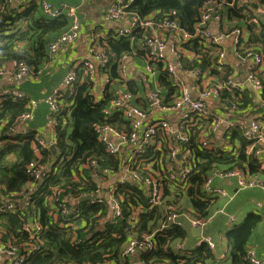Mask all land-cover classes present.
I'll return each mask as SVG.
<instances>
[{"label": "trees", "instance_id": "16d2710c", "mask_svg": "<svg viewBox=\"0 0 264 264\" xmlns=\"http://www.w3.org/2000/svg\"><path fill=\"white\" fill-rule=\"evenodd\" d=\"M207 1L131 0L125 11L128 20L136 15L141 20L150 19L155 24L169 17L178 23L183 32L191 35ZM212 1L219 5L217 13L220 26L225 24L228 30H247L248 41L240 53L251 49L264 54V24L260 22L258 29L256 25L248 24L253 10L249 9V14L243 15L241 10L229 6L232 0ZM258 5L264 6V0ZM0 20V67L7 60H14L15 67L19 64L26 65L30 71L29 78L32 79L38 72H43L49 61V44L70 27V20L65 16L55 20L46 18L37 0L29 1L21 9L12 8L6 0H0ZM149 36V30L136 27L124 37L115 33L96 39L97 46L104 50L107 60L103 67L93 64V68L95 74L101 79L107 78V82L103 91L95 95L93 83L87 79V61L76 65V79L57 99V111L51 115L55 122L56 154L49 148H39L38 155L36 154L37 147L31 136L35 133L33 130L30 136L19 138L16 145L8 144L0 152V202L3 197L5 200L19 202L22 207L13 215L0 213L3 239L9 238L16 242L27 239L28 235L22 227L29 225L31 217L36 218L42 227L39 237L43 245L25 264H133L130 258L122 256L125 248L131 239L140 242L147 236H151L153 246L150 250L141 252V264H214V254L207 244L201 243L191 250L184 249V241L189 236L186 228L159 230L167 213L166 207L171 205L178 212L189 211L195 218L206 221L213 215L215 197L206 196L202 186L211 171L239 169L250 176H264V171L259 169L257 157L247 154L249 142L239 129H233L224 135L226 147L231 151L217 147L210 150L201 148V132L195 130L189 132L188 142L178 143L180 148L185 147L191 151L195 161L185 191H174V184L160 179V203L149 208L141 186L131 182L115 184L114 197L120 201L123 216L113 225L107 221L108 205L79 203L82 195L95 194L97 191L106 193L110 177L119 170V159L110 156L97 139L98 129L103 125L124 132L131 130L120 110H111L110 117H103V110L110 107L113 93L127 92L134 97L143 95L147 92L144 83L152 80L143 70L137 77L122 79L119 75L121 58L131 56L134 63L143 69L150 65L166 99L179 95L166 71V61H147L150 47L145 41ZM20 46L26 47L20 49ZM181 48L194 55L191 60H181L184 70L198 68L202 73L208 72L222 81L230 74L231 67H225L222 71L213 68L216 45L203 39H190ZM220 98H228L237 106L238 111L254 108L251 91L247 88L241 93L222 91ZM29 100L31 99L12 101L9 95L0 98L1 141L7 140L6 132L14 125L18 116L26 111L25 106ZM132 103L142 110L147 109V105L139 99H133ZM207 125L204 126L205 132H209ZM158 135L163 154H166L167 144L173 142V138L167 141L168 138L163 133L161 135L159 132ZM174 144L173 142L172 145ZM91 162H94V168L84 169V165ZM35 169L40 172L41 180L32 179ZM157 173L161 174L160 171ZM94 174L98 176L97 179L93 177ZM29 190H32L30 195H26ZM55 198L71 209L82 210L81 216L73 220V228L59 226V222L51 216V211L56 209L53 202ZM138 207L142 210L133 219L131 213ZM130 217L134 220L133 223L130 222ZM259 222L260 216L252 215L243 225L227 232L226 238L231 245L228 257L230 264H248L245 259L246 244ZM72 239L76 242L73 243ZM178 244L183 246L182 251H177Z\"/></svg>", "mask_w": 264, "mask_h": 264}, {"label": "built area", "instance_id": "2783aa9c", "mask_svg": "<svg viewBox=\"0 0 264 264\" xmlns=\"http://www.w3.org/2000/svg\"><path fill=\"white\" fill-rule=\"evenodd\" d=\"M13 1L6 0L8 4H11ZM130 1L115 0L108 5L104 12L105 20L116 23L129 22L130 26L128 28L120 29L116 33L120 37L129 35L136 27L150 31V36L145 41V44L150 47L147 61H166V71L179 95L166 99L155 78V72L150 65H146L143 71L152 79L149 83H144L147 92L136 97L127 92H114L113 99L110 101V107L103 110L104 118L110 117L111 110H120L124 119L128 121L131 130L129 132L119 131L108 125L99 127L97 139L110 156L119 159V170L110 177L106 193L97 191L95 194L82 195L80 199L91 197V200L86 203L108 205L109 215L107 221L112 225L117 222L119 217L123 216L120 201L114 197L115 184L119 185L120 183V185H124L125 182H131L134 185L141 186L149 208L155 207L160 203L162 196L160 186L158 185L160 179L174 184V191L181 192L186 190L188 186L187 179L193 173L195 161L193 160L191 151L185 147L184 149L180 148L178 143L184 144L188 142V135L191 131L199 130L201 132L199 136L201 148L210 150L215 147L209 139L211 134L221 128L226 133L236 128L239 129L242 132V136L249 142L247 154H253L257 157L259 169L264 171V116L261 119L253 118L248 123V126L243 128L236 122L226 120L212 106L207 104L208 101H212L214 105L227 108L232 112L238 111L237 106L228 98H220L222 91L229 93L235 91L241 93L243 91L244 85L236 80L235 69L231 68L230 74L222 81L217 78L215 79L208 72L202 73L198 68L184 70V65L181 62L183 58L191 60L194 57L192 52L182 49L181 45L190 39H203L208 43L216 45V60L213 68L217 71H222L225 67H231L226 59L227 51L223 45V42L231 40V53L243 68L244 82L249 86L252 98L258 99L259 97L262 99L264 93V54L260 52L256 53L251 49L240 53L241 48L248 41L249 34L247 30L244 28L228 30L224 25L220 26V18L217 13L219 5L212 0H208L202 7L201 16L191 35L183 32L179 28L178 23L175 20L169 19V17L161 19L156 24L150 19L141 20L136 15H133L128 20L125 8ZM260 1L232 0L229 6L241 10L243 15H248L249 9H252L253 15L249 17L248 24L256 25L258 29L260 19L264 18V6L258 5ZM37 3L46 18L55 20L61 16H65L70 20L69 29L56 39H53L49 44L48 54L51 57L62 46L71 45L78 40L81 21L74 7L67 5L56 7L47 0H37ZM1 11H3V7H1ZM158 30H162L171 41L160 36L157 32ZM96 39H98V36H90L89 58L84 60L87 61V79L93 83L92 90L97 85L93 64L103 67L107 60L104 50L97 46ZM131 64H133L131 56L121 58L119 75L122 79L126 80L130 78L129 66ZM76 65L69 69L63 81L43 100L49 109L46 118V125L49 131L48 136L37 132L33 135L30 134L32 131L28 125L33 120L38 101L29 100L25 106L26 111L18 116L14 125L6 132L7 140H0V152L8 144L16 145L19 138H25L30 135L33 137V142L37 147L35 151L37 155L39 148H50L51 145L56 147L55 122L51 115L57 111V99L61 97L64 91L71 87L76 79L74 71ZM40 74L41 72H38L34 77L36 78ZM185 75L196 77L200 85V92L197 98L192 96V93H190L188 86L184 82L182 77ZM29 76L30 71L24 64L17 65L13 70L0 67V79L2 80H11V82L18 83ZM102 80L104 82L100 86H97L99 87V93L103 91L107 78L102 77ZM9 96L12 101L26 98L20 91L11 92ZM133 99H139L142 103H145L147 109L142 110L134 106L132 103ZM169 116L176 117V122H169L167 120ZM205 124H208L209 132H205ZM159 132L168 138L167 141L173 138V142L175 143L174 145H172L173 142L167 144L166 154H163L164 150L162 142L159 139ZM225 149L231 151L230 148L226 147ZM89 167L94 168V162L84 165V169ZM157 171H160L162 175L157 173ZM31 177L34 180H41L40 172L37 169L33 171ZM93 177L95 179L98 178L95 174ZM225 180H234L237 191L246 188L264 189V182L260 177L250 176L242 170L234 169L227 172L211 171L205 178L202 186L204 194L208 197H229L223 187L215 185L216 181ZM101 185H103L102 182ZM104 189H106L105 186ZM1 191L2 188L0 186V195ZM31 191L29 190L25 194L30 195ZM1 199L0 213L13 215L22 208L19 202L5 200L3 197ZM58 200V198L53 199L56 209L51 211V216L59 222V226L73 228V220L81 216L82 210L71 209L66 203L58 202ZM141 210L142 208L140 207L135 209L131 213V217L134 219L136 214L141 212ZM166 212L164 220L159 227L161 231L167 228L179 229L185 225L203 229L212 218L211 216L206 221H203L195 218L189 211L178 212L171 205L166 207ZM220 212L216 211V213ZM131 217L130 222L133 223L134 220ZM232 221L234 219L230 217L229 222ZM22 230L27 233L28 237L20 242L9 238L3 239V232L0 231V264H25L32 256L39 252L43 245L39 237L42 227L36 218L31 217L29 225H24ZM72 242H76L75 239H72ZM201 242L207 244L210 249L214 247L209 238H204ZM152 246L151 236L145 237L140 242L131 239L122 256L130 259L133 257L139 258L141 252L150 250ZM182 250L183 246L178 244L177 251ZM245 259L248 264H264V253L258 257L254 250L248 249Z\"/></svg>", "mask_w": 264, "mask_h": 264}, {"label": "crops", "instance_id": "0c3cea01", "mask_svg": "<svg viewBox=\"0 0 264 264\" xmlns=\"http://www.w3.org/2000/svg\"><path fill=\"white\" fill-rule=\"evenodd\" d=\"M31 0H14L10 6L12 8H22ZM52 5L60 7L67 5L76 8L78 17L81 21L80 36L78 40L71 45L62 46L57 53L49 58L43 72L36 78H25L18 83L11 82V80L0 79V98L8 96L9 93L20 91L26 98L38 101V106L34 112L32 122L28 125L29 128L44 136H48V129L46 125V118L48 115V108L43 100L49 95L64 79L69 69L89 58V41L91 35H96L99 38H105L109 34H115L120 29L128 28L129 22L116 23L107 21L104 18V12L108 5L115 0H47ZM227 28V26L224 24ZM228 29V28H227ZM158 34L166 40L171 39L162 31L158 30ZM227 51L226 59L231 68L236 71V80L244 85V88L250 89L244 82L243 68L238 64L237 60L232 55L231 40L223 42ZM26 47V46H24ZM24 47L20 46V49ZM129 66V77H137L141 74L143 68L138 67L134 61ZM3 68L13 70L15 67L14 60H7L2 64ZM182 76V75H180ZM184 82L189 88L190 93L194 98H197L200 92V85L193 75H185L182 77ZM96 87L100 86L104 81L95 75ZM96 87L93 90L95 95ZM254 108L251 110H240L232 112L227 108L214 105L212 101L207 104L212 106L221 116L226 120L236 122L241 127L246 128L248 123L253 118L261 119L264 116V98L253 99ZM171 123L176 122V117H167ZM28 128V127H27ZM226 132L221 128L215 133L210 135L212 144L217 148H226V141L224 135ZM237 146V145H236ZM264 182V176H261ZM215 185L223 187L229 197H215L213 201V215L207 225L201 229V236L198 238L197 233L189 225L184 228L189 233V236L184 241V249L191 250L197 248L204 238H209L214 247L211 249L215 260L214 264H230L228 257L230 256L231 245L226 238L227 232L235 227H239L245 223L249 216H260V222L252 231L248 238L246 249H252L256 255L262 256L264 253V189L261 188H246L237 191L236 183L234 180L216 181ZM216 211H221L216 213ZM230 217L234 221L229 222ZM177 249V246H176ZM133 264H141L139 258Z\"/></svg>", "mask_w": 264, "mask_h": 264}, {"label": "water", "instance_id": "95a60500", "mask_svg": "<svg viewBox=\"0 0 264 264\" xmlns=\"http://www.w3.org/2000/svg\"><path fill=\"white\" fill-rule=\"evenodd\" d=\"M260 22L262 24H264V18L260 19ZM96 92L98 93L99 92V87H96ZM50 151L53 153V154H56V147L54 145H51L50 146ZM228 182H230V180H227ZM91 200V197H86V198H83V199H80L79 200V203H86V202H89ZM32 222V221H30ZM192 231H195L197 233V237L199 238L201 236V233H202V230L197 228V229H193ZM137 257H135L134 261L136 262L137 261Z\"/></svg>", "mask_w": 264, "mask_h": 264}]
</instances>
